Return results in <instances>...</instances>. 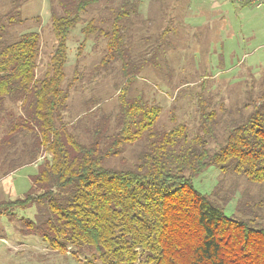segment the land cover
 I'll return each instance as SVG.
<instances>
[{
  "label": "trees",
  "instance_id": "1",
  "mask_svg": "<svg viewBox=\"0 0 264 264\" xmlns=\"http://www.w3.org/2000/svg\"><path fill=\"white\" fill-rule=\"evenodd\" d=\"M27 1L0 0V115L11 119L0 152L16 154L22 143L6 175L43 158L25 196L0 201V216L13 221L16 210L35 207V219H20L21 232L39 236L50 250L77 264H264V201L257 206L240 194L237 213L228 216L224 202L235 189L226 192L221 184L207 195L193 183L215 166L224 175L264 185V78L260 95L253 99L248 91L238 107L247 114L222 138L211 100L202 97L196 134L177 120L170 130H157L162 106L130 90L132 78L148 63L134 62L137 52L129 41L141 20V0H48L56 44L42 74L41 34L15 32L26 21L21 7ZM80 23L78 57L90 38H103L100 67L119 61L125 78L114 122L103 116L86 129L88 140L76 133V124L64 121L80 76L77 69L66 81L68 41ZM9 105L21 113H10ZM141 140L145 148L134 166H106L124 145Z\"/></svg>",
  "mask_w": 264,
  "mask_h": 264
},
{
  "label": "rangeland",
  "instance_id": "2",
  "mask_svg": "<svg viewBox=\"0 0 264 264\" xmlns=\"http://www.w3.org/2000/svg\"><path fill=\"white\" fill-rule=\"evenodd\" d=\"M141 1V20L138 18V26L130 31L129 41L137 52L134 62L148 63L132 78L130 90H138L150 103L162 106L157 130H170L177 120L189 126L191 135L197 133L200 124L198 101L201 97L209 98L211 109L217 114V133L222 138L236 119L247 114L238 107L243 105L248 91L253 92V99L260 95L264 78V7L242 6L237 0ZM21 12L26 21L15 27V32L17 36L30 31L41 34L38 71L42 74L56 44L49 22L48 0H28ZM80 26L82 23L71 32L68 41L66 81L75 77L77 69L80 76L70 91L64 121L76 124V133L88 140L86 129L92 130L103 116H111L108 120L114 122L119 112L118 88L125 78L119 61L106 69L100 67L106 53L103 38H90L78 57L83 39L81 35L77 37ZM249 72L254 76H249ZM8 111L21 113L16 105H9ZM10 122L9 115H0V140L8 132ZM144 148L142 140L124 145L121 154L110 157L105 164L120 169L132 167L136 155ZM21 149L19 142L15 150L21 153ZM7 151L0 152V201L23 198L43 158L6 175L12 156L19 155L13 154V149L11 153ZM6 154L10 156L7 161ZM193 183L207 195L221 184L226 192L235 189L233 198L224 202L228 216L237 213L240 194L246 193V201L257 206L264 201V185L251 184L242 176L224 175L215 166L206 169ZM36 212L35 207L18 209L13 221L0 216V264H77L72 257L50 250L39 236L21 232L20 219H35Z\"/></svg>",
  "mask_w": 264,
  "mask_h": 264
},
{
  "label": "built area",
  "instance_id": "3",
  "mask_svg": "<svg viewBox=\"0 0 264 264\" xmlns=\"http://www.w3.org/2000/svg\"><path fill=\"white\" fill-rule=\"evenodd\" d=\"M238 2H250V4L255 5L260 8L264 5V0H237Z\"/></svg>",
  "mask_w": 264,
  "mask_h": 264
},
{
  "label": "crops",
  "instance_id": "4",
  "mask_svg": "<svg viewBox=\"0 0 264 264\" xmlns=\"http://www.w3.org/2000/svg\"><path fill=\"white\" fill-rule=\"evenodd\" d=\"M262 8V7H261Z\"/></svg>",
  "mask_w": 264,
  "mask_h": 264
}]
</instances>
